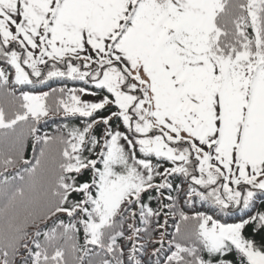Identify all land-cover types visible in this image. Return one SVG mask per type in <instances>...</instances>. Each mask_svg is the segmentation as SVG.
Listing matches in <instances>:
<instances>
[{
  "label": "snow or ice",
  "instance_id": "6c2138e0",
  "mask_svg": "<svg viewBox=\"0 0 264 264\" xmlns=\"http://www.w3.org/2000/svg\"><path fill=\"white\" fill-rule=\"evenodd\" d=\"M0 65V264H142L153 191L176 224L152 264H264V0H0Z\"/></svg>",
  "mask_w": 264,
  "mask_h": 264
},
{
  "label": "trees",
  "instance_id": "16d2710c",
  "mask_svg": "<svg viewBox=\"0 0 264 264\" xmlns=\"http://www.w3.org/2000/svg\"><path fill=\"white\" fill-rule=\"evenodd\" d=\"M2 66V65H0ZM60 84L59 82H52L50 83L47 87H39V88H35V89H24V90H29V91H33L35 93H40V92H45V91H50L51 88L53 87H59ZM69 86H76V87H80L82 85L80 84H76V85H72L69 84ZM1 90V89H0ZM3 90V89H2ZM21 89H17L15 92V95L18 96L20 94ZM9 99L12 100V98L10 97ZM82 99L84 100H97L99 99V97H93V96H83ZM114 110V109H112ZM108 112L107 111H103V112H99L97 113V116H102V115H107ZM64 124H68L70 127L73 125H78L79 124V120H65L62 116L60 115H50L47 118V122H41L40 124V134H44V133H48L49 135L52 136H57L59 135V130H62L63 125ZM112 126L113 129H116L117 127V122L113 121L112 122ZM27 130V129H26ZM121 131H124L123 127L120 128ZM104 131V126L103 125H99L96 130H95V134L97 136H101L103 134ZM87 155V153H85ZM33 156V148H32V139L31 137H28L27 140V146H26V150H25V159H31ZM93 159L95 157H92ZM165 166H168L167 164ZM162 170V169H161ZM16 174L15 171H11L10 173L7 172L6 175L8 176H14ZM91 178V174L89 172H84V174L82 176H80L78 179L80 182H84V181H88ZM18 181V182H17ZM21 181L19 180H12L10 181L9 184V188L12 184L15 183H19ZM159 182V181H157ZM173 183H179V179L173 180ZM186 187V185L184 186ZM149 195L153 196V197H157V194L153 191L150 193H144L143 194V199L146 203H150V206L154 209V210H159L161 211V215H159L158 217H151L149 219V222L147 224H140L139 223V217H137L136 219V224L138 227L141 228H150V230L146 229V232H142L140 235V240L141 243L146 244V251L145 253L142 255L141 259H142V264H152V262L155 260V257H151V253L152 250L156 247H159V244H157V241H160L162 238L163 234V245L164 248L167 249L168 245H169V241L173 240L174 238V233H175V224H176V218H174L173 216H165L163 213L167 211V209H162L161 205L162 204H166L169 203V201L164 200L163 198H155L153 200H151L149 202L148 197ZM165 195H168V192L165 191ZM171 195L173 197H176L179 200V205L181 207H183V210L191 215L194 214V212L196 211H207L206 207H201L199 204H197L194 208H189L188 206L184 205V195L183 193H177V192H172ZM3 204L0 203V206H2ZM255 210H261L264 211V202H257L256 205V209ZM61 215L59 216V218H57V220H64L67 221V217L65 214L60 213ZM252 213H249V215H251ZM217 219H219L221 222H236V220L238 219L237 217H222V216H217L215 217ZM55 220V219H54ZM52 224V223H51ZM51 224L49 223H45V225L43 226V230H46ZM161 225H166L165 227H161ZM127 227V225H125V228ZM247 237L249 238H254L257 243H259V241L261 240V236L264 235V233H260L257 234L253 237V229L251 227H248L245 230L244 233ZM40 239H43V237L41 236ZM80 243H83V234H80ZM121 243H123L121 241ZM151 257V260H150ZM19 257L17 258V264H19ZM162 259V258H161ZM226 260H232V261H236V256L235 253H231L229 254L227 257H225Z\"/></svg>",
  "mask_w": 264,
  "mask_h": 264
},
{
  "label": "rangeland",
  "instance_id": "374dc122",
  "mask_svg": "<svg viewBox=\"0 0 264 264\" xmlns=\"http://www.w3.org/2000/svg\"><path fill=\"white\" fill-rule=\"evenodd\" d=\"M10 97H8L7 95H6V93L4 92V90H0V105H4V106H6V107H11L12 106V104L14 103L11 99H9ZM51 102V101H50ZM21 131H23V132H25L26 133V128L24 127V126H21L19 129H18V132H21ZM28 140V139H27ZM26 146H27V141H26V143H25V148H24V157H25V150H26ZM3 149V145H0V150H2ZM36 155H38L39 154V148H37V150H36V153H35ZM33 155H34V153H33ZM18 167H23L22 165H20V166H18ZM11 171H17V169L16 168H12V169H9V173L11 172ZM18 182V181H17ZM21 184V182H19V183H15V184H12L11 186H10V189H14L15 187H17V186H19ZM5 202V198H4V195H3V193L2 192H0V203L1 204H3ZM61 214L60 213H58L55 217H52V219H49V220H47V221H38L37 222V225H38V227L41 229V230H43V226L45 225V223H49V224H51L52 223V221L55 219V220H57V218H59V216H60ZM146 229H148V230H150V228L148 227V228H146ZM36 231V227L35 226H30V227H28L27 228V232L31 235L32 233H34Z\"/></svg>",
  "mask_w": 264,
  "mask_h": 264
}]
</instances>
